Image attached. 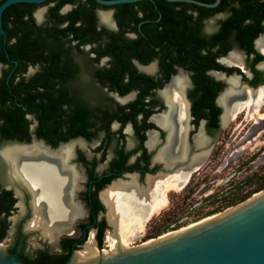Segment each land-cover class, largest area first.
I'll list each match as a JSON object with an SVG mask.
<instances>
[{
    "label": "flooded vegetation",
    "instance_id": "af4514ba",
    "mask_svg": "<svg viewBox=\"0 0 264 264\" xmlns=\"http://www.w3.org/2000/svg\"><path fill=\"white\" fill-rule=\"evenodd\" d=\"M8 8L0 38V261L66 264L90 238L100 252L113 232L104 193L125 183L162 193L175 180L181 191L219 148L227 98L264 88V0ZM8 149L71 170L70 204L81 214L64 231L45 213L37 222L41 192Z\"/></svg>",
    "mask_w": 264,
    "mask_h": 264
},
{
    "label": "rangeland",
    "instance_id": "374dc122",
    "mask_svg": "<svg viewBox=\"0 0 264 264\" xmlns=\"http://www.w3.org/2000/svg\"><path fill=\"white\" fill-rule=\"evenodd\" d=\"M245 114H239L224 128L219 148L203 169L193 174L194 180L184 189L169 194L164 210L146 224L127 249L198 223L264 190V105L252 117ZM209 167V175L200 181ZM110 233H105L101 251H111ZM93 242L89 239L81 251Z\"/></svg>",
    "mask_w": 264,
    "mask_h": 264
},
{
    "label": "bare ground",
    "instance_id": "6f19581e",
    "mask_svg": "<svg viewBox=\"0 0 264 264\" xmlns=\"http://www.w3.org/2000/svg\"><path fill=\"white\" fill-rule=\"evenodd\" d=\"M260 44L261 43H259V45ZM180 79H183V77H180ZM232 85L233 87L237 86L236 83ZM245 93H247V96L250 98L245 107H243L244 104H241V98L237 101L232 100L230 97L227 98L224 104L227 105L225 113L226 122L230 120L229 112L233 108L236 110L237 108L239 109L236 115L240 114L245 109L244 113H246V116L252 117L258 109L264 105V88L259 89L255 94L248 91L238 92L240 95H244ZM3 154L15 164L18 172L21 175H26L32 180L41 192L40 197L37 198L36 205L38 210V223L43 221L42 213H45V217L54 224L57 223L61 227V229L59 228L60 231H64L72 219L81 214V210L76 205L71 206L72 203L70 204L69 193L74 189L75 178L71 170L65 168V163H63V161L56 162L55 160H50L48 162L45 161V163H40L37 156L25 155L23 150L16 149H8L4 151ZM64 155L66 158L68 157L66 153H64ZM174 182V184L169 185L162 193H160L159 190H153L152 192H144L143 194L139 192L140 190L138 191L136 187H133L132 184L128 185L126 183L125 185H115L104 193L102 196L103 200L110 208H108V216L110 219L108 220L113 226V232L108 235L111 241V251H103L100 253L93 245H87L84 251L74 253L71 264H103L110 261L109 258L111 257L108 256L110 253L112 255H117L120 254L121 251L127 249L128 243L136 240L146 224L167 206L166 194L180 189L178 188V182H176V180ZM59 193H63L64 195L62 200H59L57 196ZM50 215H53L52 219L49 218ZM206 219L208 218L203 219L202 222ZM115 220L117 224L114 223ZM195 225L196 223L179 231L164 234L161 238L165 239ZM44 230L45 233H48L50 229L45 227ZM153 241L154 240L147 241L142 245L152 244ZM100 254H103V256H100ZM107 256L109 258H107ZM121 256L122 255H120V257Z\"/></svg>",
    "mask_w": 264,
    "mask_h": 264
},
{
    "label": "water",
    "instance_id": "95a60500",
    "mask_svg": "<svg viewBox=\"0 0 264 264\" xmlns=\"http://www.w3.org/2000/svg\"><path fill=\"white\" fill-rule=\"evenodd\" d=\"M45 1L5 0L0 5V38L4 36L2 17L8 7L16 4L39 5ZM95 1L101 6H113L142 0ZM248 100L247 96L242 97L241 104ZM236 112L234 109L230 113L231 119ZM226 123L224 118L222 129ZM207 218L165 239L160 236L152 244L125 249L117 255L110 253L108 256L112 259L107 256L110 261L103 264H264V190ZM72 257L66 264H71ZM0 264L20 263L10 259L0 261Z\"/></svg>",
    "mask_w": 264,
    "mask_h": 264
},
{
    "label": "trees",
    "instance_id": "16d2710c",
    "mask_svg": "<svg viewBox=\"0 0 264 264\" xmlns=\"http://www.w3.org/2000/svg\"><path fill=\"white\" fill-rule=\"evenodd\" d=\"M3 2H4V0H3V1H0V5H1ZM8 9H9V8H8ZM8 9L5 10V12H4V14H3V17L7 16V14H8ZM246 41H247V40L239 39V42H240L242 45H244V42H246ZM16 123L19 124L20 127L22 126V122H19L18 119L14 120V124H16ZM100 243H101V241H100ZM100 246H101V244H100Z\"/></svg>",
    "mask_w": 264,
    "mask_h": 264
}]
</instances>
